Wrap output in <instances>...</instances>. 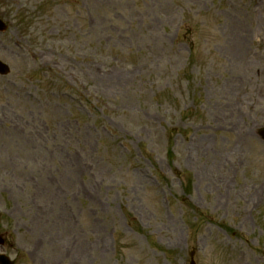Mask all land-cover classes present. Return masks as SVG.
<instances>
[{"label": "rangeland", "instance_id": "374dc122", "mask_svg": "<svg viewBox=\"0 0 264 264\" xmlns=\"http://www.w3.org/2000/svg\"><path fill=\"white\" fill-rule=\"evenodd\" d=\"M0 21L14 264H264V0H0Z\"/></svg>", "mask_w": 264, "mask_h": 264}, {"label": "water", "instance_id": "95a60500", "mask_svg": "<svg viewBox=\"0 0 264 264\" xmlns=\"http://www.w3.org/2000/svg\"><path fill=\"white\" fill-rule=\"evenodd\" d=\"M0 30H4V27L0 24ZM8 73V68L0 63V75H6ZM261 138L264 140V131L261 132ZM193 253L190 254V257L192 258ZM0 264H9L8 262L3 263L2 261ZM190 264H194L192 261Z\"/></svg>", "mask_w": 264, "mask_h": 264}]
</instances>
